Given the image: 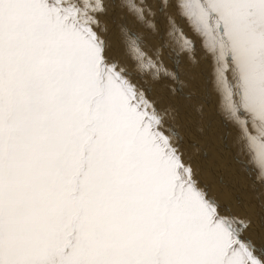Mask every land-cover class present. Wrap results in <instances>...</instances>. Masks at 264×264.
Here are the masks:
<instances>
[{
	"label": "snow or ice",
	"instance_id": "1",
	"mask_svg": "<svg viewBox=\"0 0 264 264\" xmlns=\"http://www.w3.org/2000/svg\"><path fill=\"white\" fill-rule=\"evenodd\" d=\"M116 0H0V264H264L249 222L209 196L142 87L179 82L159 49L100 20ZM212 65L219 109L264 183V0H119ZM162 44L161 47H166Z\"/></svg>",
	"mask_w": 264,
	"mask_h": 264
},
{
	"label": "rangeland",
	"instance_id": "2",
	"mask_svg": "<svg viewBox=\"0 0 264 264\" xmlns=\"http://www.w3.org/2000/svg\"><path fill=\"white\" fill-rule=\"evenodd\" d=\"M155 3L156 0H153V7ZM107 7V15L101 16L100 20L110 31L111 55L132 67L131 61L124 55L119 29L114 28L115 19L116 24L126 22L129 29L141 35L144 41L141 47L150 55L153 50L159 49V58L161 61L164 58L162 62L169 72L179 73V82L165 80L162 82L164 86L154 83L147 75L144 81L136 82L142 87H152L151 92L146 94L156 99L158 106H171L166 127L171 124L178 133L180 150L185 159L190 157L196 178L206 183L208 195L210 193L209 196L222 207L230 209L237 218L249 222L245 236L258 247L264 245V183L259 181L257 169L238 139L237 127L218 107L219 96L211 83L212 65L200 46L199 38L193 36L188 26L182 23L184 34L196 42L192 55L181 47L178 32L169 34L167 21L159 13L157 30L149 33L120 7L119 0L108 3ZM163 42L167 45L165 48L161 47Z\"/></svg>",
	"mask_w": 264,
	"mask_h": 264
},
{
	"label": "bare ground",
	"instance_id": "3",
	"mask_svg": "<svg viewBox=\"0 0 264 264\" xmlns=\"http://www.w3.org/2000/svg\"><path fill=\"white\" fill-rule=\"evenodd\" d=\"M164 26H165V25H164ZM181 27H183V24H181ZM114 28H115V27H114ZM163 29H164V28H163ZM159 30H160V29H159ZM165 30H166V29H165ZM166 31H167V30H166ZM152 40H153V39H152ZM163 41H164V40H163ZM165 41H166V40H165ZM163 43H164V42H163ZM150 44H151V43H150ZM164 44H165V43H164ZM151 46H152V45H151ZM149 48H150V47H149ZM164 48H165V47H164ZM149 54H150V53H149ZM162 58H163V57H162ZM163 59H164V58H163ZM163 59H162V61H163ZM170 62H171V61H170ZM174 64H175V63H174ZM169 66H170V65H169ZM171 67H172V66H171ZM171 67H170V68H171ZM191 69H192V68H191ZM173 70H174V69H173ZM192 70H193V69H192ZM174 71H175V70H174ZM176 71H177V70H176ZM180 71H182V70H180ZM190 72H191V70H190ZM195 73H196V72H195ZM181 74H182V72H181ZM197 76H198V75H197ZM196 78H197V77H196ZM167 82H168V81H167ZM187 83H188V82H187ZM189 83H190V82H189ZM211 83H212V82H211ZM190 84H192V83H190ZM149 85H150V84H149ZM151 88H152V87H151ZM152 90L154 91V89H152ZM154 92H155V91H154ZM221 135H222V134H221ZM224 135H225V134H224ZM211 139H212V138H211ZM224 142H225V141H224ZM227 142H228V141H227ZM242 143H243V142H242ZM223 145H225L224 147H227L226 144L223 143ZM223 145H222V146H223ZM243 145H244V144H243ZM205 146H206V145H205ZM243 148H244V146H243ZM228 149H229V148H228ZM229 151H230V149H229ZM224 156H225V155H224ZM230 156H231V155H230ZM225 157H226V156H225ZM209 164H210V163H209ZM202 166H203V165H202ZM192 167H193V166H192ZM201 168H202V167H201ZM229 168H230V167H229ZM231 169H232V168H231ZM200 178H202V177H200ZM210 178L213 180L214 177L211 176ZM206 179H207V177H206ZM214 180H215V179H214ZM198 181H199V183H200V185H201L202 187H206V183H204L203 181H200L199 178H198ZM212 182H213V181H211V184H212ZM211 184H210V185H211ZM213 185H214V184H213ZM228 185H229V184H228ZM206 190H207V188H206ZM222 191H223V190H222ZM209 195H211V194L209 193ZM244 197H245V196H244ZM262 205H263V204H262ZM263 206H264V205H263ZM262 238H263V237H262ZM255 243H256V242H255Z\"/></svg>",
	"mask_w": 264,
	"mask_h": 264
}]
</instances>
